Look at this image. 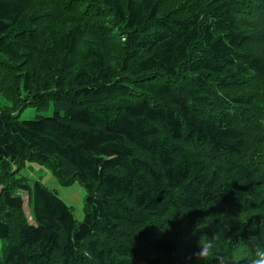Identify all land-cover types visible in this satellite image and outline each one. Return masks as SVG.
Masks as SVG:
<instances>
[{"label": "trees", "instance_id": "obj_1", "mask_svg": "<svg viewBox=\"0 0 264 264\" xmlns=\"http://www.w3.org/2000/svg\"><path fill=\"white\" fill-rule=\"evenodd\" d=\"M0 95V264L264 247V0H0ZM29 163L85 189L81 222Z\"/></svg>", "mask_w": 264, "mask_h": 264}, {"label": "rangeland", "instance_id": "obj_2", "mask_svg": "<svg viewBox=\"0 0 264 264\" xmlns=\"http://www.w3.org/2000/svg\"><path fill=\"white\" fill-rule=\"evenodd\" d=\"M9 104L10 103L0 95V107H6L9 106ZM37 114L38 113L34 108H27L22 111L20 119L23 121H31L35 119ZM42 114L44 115V113ZM21 175L28 179L31 186H33L36 181H40L49 189L57 191L60 198L71 207L76 219L80 222L84 219V200L86 197V191L79 183H76L71 187H63L49 170L38 164L31 163L27 164L26 168L21 172ZM1 188L2 187H0V190ZM21 194L24 200L25 215L28 221L33 224L34 221L32 217V209L29 205V196L26 192Z\"/></svg>", "mask_w": 264, "mask_h": 264}, {"label": "clouds", "instance_id": "obj_3", "mask_svg": "<svg viewBox=\"0 0 264 264\" xmlns=\"http://www.w3.org/2000/svg\"><path fill=\"white\" fill-rule=\"evenodd\" d=\"M195 234V233H193ZM215 254V237L202 236L198 243V250L194 253L196 259L206 261ZM251 264H264V247H257Z\"/></svg>", "mask_w": 264, "mask_h": 264}]
</instances>
